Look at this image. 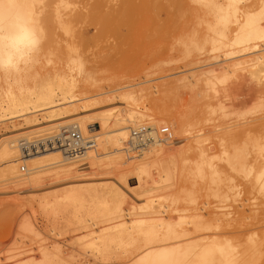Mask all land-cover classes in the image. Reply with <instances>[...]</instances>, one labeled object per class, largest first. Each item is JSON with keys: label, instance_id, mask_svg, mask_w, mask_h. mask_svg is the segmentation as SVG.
Instances as JSON below:
<instances>
[{"label": "bare ground", "instance_id": "bare-ground-1", "mask_svg": "<svg viewBox=\"0 0 264 264\" xmlns=\"http://www.w3.org/2000/svg\"><path fill=\"white\" fill-rule=\"evenodd\" d=\"M107 1L108 0H95L87 11L63 13L62 9L60 10L59 4L65 3L69 5L67 0H57L58 3L52 0L47 3L48 5L44 3L45 5L43 4V6L39 5L42 0H0V5L26 4L38 14V18L45 31L46 41L37 63H42L41 57L45 55V47L49 52L47 62H53L51 56H57L59 63V66H53V69L41 70L39 73H36L32 86L25 82L23 74L20 71L15 73L13 84H10V86L7 85L8 87L6 89L0 88V111L3 112V108H7L5 111L8 113H5V117L10 114L14 116L10 118L11 120L24 118L25 123L29 125L26 129L16 130L19 134L7 135L8 137L5 136L1 139L0 162H3V164H0V181L26 180L28 183L33 184L39 181L43 172L45 173V171L48 172L53 169H58L55 171L54 174L56 176L53 179H75L78 177L77 173L82 170L80 168L84 164L87 165L85 169H90L91 172H94L98 169L100 164L98 158L103 155L98 151V147L102 144L101 140L106 144L111 141L114 142L116 148L112 152H108L109 155H117L120 153L123 150L122 146L124 143L135 150L136 145L131 139V133L129 134L131 130L129 131V129L134 130V128L137 129L141 127V124H139L141 126H137L138 123L144 121L145 117H148V115L145 112H138L130 108L127 110L128 112L125 110L127 112L126 119H123V116L119 115L112 118L104 115L98 117L96 116L98 114H93L95 111L91 108L98 105L100 101L98 102L90 98L78 99L76 91L80 89L79 77H82L85 81H89V79H96L100 73L98 70L85 67L88 61L86 60V62L84 60L85 57L83 58L80 52L81 44L77 45L76 43L77 41L79 43L80 40L81 42L84 41L83 43L87 41L82 37L83 35L79 36V38L82 37L79 40V38H77L79 34H77V36H75V34L77 28L80 29L82 25L90 22L94 25L93 27H97L99 34L108 32H131L136 36H140L150 30L152 23L154 26L157 25V20H160L165 10L169 17L177 15V18H179L188 13L196 19L192 21V24H189L190 26L187 28L184 29V27H181L172 34L178 37L186 35L189 37L191 48L188 46L189 49L185 56L186 59H188V64L195 65L202 63L200 54L197 56V54L193 52L200 47L197 41L201 39H203L204 43H211L213 50H219L224 53L220 56V63L225 66V70L227 69V78L230 75L236 78L235 81H231L230 84L227 83L228 109L234 108L235 105L239 103L248 105L254 101L256 92H262V95L258 98V102H256L252 108L248 109L245 113L239 114L238 120L228 123V125H230V139H228L226 146V141L221 138L223 141L221 144L223 149L219 159L226 163L232 173L238 177H242L245 180V184L253 191L256 190L258 194L260 193L263 198L264 84L260 81L264 79V0H163L162 2L170 1L168 5L166 4L167 6L162 4L161 0H140L139 3L137 0H120L117 7H110ZM149 5L152 6L150 7ZM148 6L153 13L152 15H147V12L144 13ZM171 11H173V13ZM172 26L170 21H166L161 25L158 24L156 29L158 32L171 33L170 28ZM90 27H92V25ZM156 29L153 27L154 31ZM94 30L96 29L94 28ZM65 34L69 35L71 38L66 39L64 37ZM190 34L192 35L189 36ZM76 39L78 40L76 41ZM64 43L66 46L64 45L63 47ZM256 49H260V51L257 52ZM209 53L208 55L212 54V52ZM207 59L213 61V57ZM174 61L175 60L171 58V60H167V64H171ZM93 63L96 67L98 66L97 63ZM94 65H92V67ZM175 69L176 68L173 67H165L163 70L165 72H172ZM140 70H142L146 76H149L148 73L150 71L147 70V68L144 67V69L142 68ZM180 73L183 75L182 72ZM177 74H179V71ZM166 75L167 74L164 76ZM181 75L180 77L178 75V77L175 76V80L172 82L170 81L171 79L167 80L165 78L166 88L168 84L167 81L171 82L168 85L169 87L165 89L168 95L174 93V91H176L175 89L178 88L177 86L180 85L179 87H182L179 83L184 85L183 88L188 87V89H191L200 81V79L194 77V75V78H191L193 81H188L190 78L187 80L186 77H181ZM162 78L164 79V77ZM219 79L220 77L214 76L211 78L212 81L209 78L208 82L213 83L214 80L216 81ZM246 87H249L248 91L245 89ZM124 89L125 88H121L119 91ZM142 92L143 97L145 95V88H142ZM132 94L133 92L128 91V93L124 95L121 94L120 97L127 100L131 98ZM150 98H153L154 103L155 100H157L152 97V95ZM194 101H197L196 98ZM217 103L219 108L223 109L224 106L221 105V101ZM194 104L193 107L195 106ZM155 105L157 109H161L158 104ZM207 109H209L211 113L217 111L211 104H207ZM172 111L173 110H171L170 113ZM38 113H41L40 115H42V118L48 120L45 126L41 125L43 127H39V124H35L36 121H39L37 118ZM221 113H223V111ZM249 113L256 115L247 117ZM96 119L98 122H95ZM171 119H173L172 121H179L176 117ZM184 121L187 122V119ZM1 122L5 121L0 120V123ZM124 122L129 125H124ZM165 122L163 124H165ZM97 125L99 129L96 128ZM166 125H168V123H166ZM173 125L172 127L175 126ZM188 125L190 126V123ZM150 126L152 129L157 130L161 128L158 127L159 125L157 123ZM71 128L78 129L85 138V142L81 147V152L77 155L68 154L70 151L68 152L65 150L63 145H54L45 151L23 155L20 148L22 139L30 141L27 139H30L29 137L31 135H33V140L47 136L48 138L54 139L64 134L65 130ZM51 129L57 130L51 131ZM46 130H50L51 132L45 133L44 131ZM42 131L45 134L39 133ZM34 134H38V136ZM21 135H23V138H21L18 142L19 144L16 145L15 143L18 141L17 139H19L17 137ZM101 137L103 139H101ZM127 137L129 138L127 139ZM93 140H99L101 143L98 144L97 142V145H95V141ZM164 143L168 146L167 142L159 141L157 136L156 142L143 150L147 151L149 148L148 154H152L155 157L158 155L159 151H165L166 153H171V151L174 152L170 149L172 147L165 149L166 147H163ZM197 145H199L198 151L194 155L188 152V158H190L193 173L205 180L212 178V180L219 185V183L222 182V171L218 169L216 162L210 159L205 148L200 144ZM17 149L20 151L19 153ZM125 149L126 152H129L127 148ZM18 154L20 155L18 156ZM117 158L118 157L110 159V161L115 163ZM81 161L86 162L82 165H77V163ZM21 162L28 164L30 167L29 175L35 174V176L32 175L26 179H22L19 175V163ZM150 164L151 162H143L138 166L127 168L122 175V177L125 178L124 184L128 180L129 182L133 181V179H130L131 176L129 178V170H138L140 174L145 173L148 171L147 169ZM133 173H136V171H133ZM229 178L231 180L233 179L232 177ZM137 183L139 184L141 181L137 180ZM113 184L115 185V183ZM113 184H111V186ZM116 186L121 188L120 183L113 187L118 188ZM235 188L238 190L236 184H234L231 190L234 192ZM121 190L122 188L119 192H122ZM117 191H114V194L118 195L117 193L119 192ZM123 195L125 194L123 193ZM125 196L129 198L127 194ZM241 196V191L239 189L234 192L232 196L224 195L221 198L223 202H228L230 199L233 203V205L227 204V206H224L226 210L225 213L220 214L211 212V217L205 218V215L202 216L200 212L192 215L191 220L187 221L185 219H180L178 222L167 221L166 218L159 215L160 213L157 212L158 206L148 205L146 214L157 215L151 220L146 218L127 219L128 217L131 218L130 210L125 209L123 211V208L121 210L118 206V209L111 213V219L113 221L117 220V222L108 226L101 225L99 234L87 241L84 245V249L92 253L94 258L100 259L102 264L110 257L114 256L112 252L117 248L121 249L122 253L125 252L134 255V257L126 262L127 264H158L160 259L159 253L163 249H175L176 251L172 254L171 258L178 261V264H264V212L261 213L259 211L261 208L260 205H250L246 200L242 202V200H240ZM89 197L90 198H88V200L86 198L84 202L78 196L70 194L67 196L66 201L57 202V204H51L50 201H45L43 199V201L40 202V206L43 212L46 213L45 218L47 224L54 225L55 227H59V225L66 226V228L69 226L71 227L73 224L83 226L87 222H92L97 225L101 224L106 214L100 209V203L97 201L98 199L96 200V197L93 196ZM138 199L140 200L139 197L137 200ZM58 200L61 199L59 198ZM79 201H81V204ZM72 209L73 211L71 212ZM226 216L227 218H225ZM216 230L223 231L217 232ZM36 233L42 243L40 245L41 247L39 246L40 251H42V253L48 252L49 249L45 243L46 240L42 236L44 233L38 229H36ZM39 247L37 248L39 249ZM44 256H48L47 253ZM39 260L40 259L37 261L39 262ZM22 264L53 263L47 260H42V262L39 263L35 261L27 262L25 260Z\"/></svg>", "mask_w": 264, "mask_h": 264}, {"label": "rangeland", "instance_id": "rangeland-1", "mask_svg": "<svg viewBox=\"0 0 264 264\" xmlns=\"http://www.w3.org/2000/svg\"><path fill=\"white\" fill-rule=\"evenodd\" d=\"M51 1L42 0L39 5L43 6L44 3L47 4ZM67 1L69 2V5H66L65 3H61L62 5L59 4L60 10L62 9L63 13L87 11L95 0ZM162 1L163 0H161V2ZM56 2L57 0H55V3ZM107 2L110 7H117L120 0H110V2L108 0ZM137 2L139 3L140 0H137ZM169 3L170 1L162 2L165 6ZM149 6L151 7L152 5ZM149 6L144 13L147 12V15H152L153 13L150 11ZM171 12L173 13V11ZM172 17H169L168 13L164 10L160 20H157L156 22L157 25L154 26L152 23L150 30L140 36H136L131 32H108L99 34L97 27H93L94 25L90 22L82 25L80 29L77 28L75 36L79 34L77 37L79 38V36L83 35L82 37L87 41L85 43H83L84 41L81 42L80 38L82 37H80L78 43V39H76V44H81V47H79L83 58L85 57L84 60L88 61H86L87 63L85 67L88 69L93 68L100 73L96 79H89V81H85L82 77H79L80 89L76 91L78 99L90 98L92 100H97L98 102L100 101L98 105L91 108L95 111L93 114H98L96 115L98 117L104 115L112 118L119 115L123 116V119H126L127 110L133 108L138 112H145L148 115V117L146 116L147 118L145 117L144 121L138 123L137 126H145L146 124L147 127H151L150 125L155 123L159 125V128L167 126L170 128L171 126V130L174 134V141H171V143L167 142L168 146L164 143L163 147H166L165 149L172 147L170 149L174 152L171 151V153H166L165 151H159L158 155L155 157L152 154H148L149 148L147 151L141 150V152H137L136 150L131 149L128 144L126 145V143H124L122 146L123 150L120 153L117 155H109L108 152L110 153L116 148L114 142L111 141L106 144L101 140L102 144L98 147V151L103 155L98 158L100 164L98 169L94 172H91L90 169H85L87 167V165L84 164L86 161H81L77 163V165H84L81 166L80 169L82 170L77 173L78 177L75 179L73 178L74 180L53 179L56 176L54 174L55 171L58 170L53 169L48 172L45 171V173L43 172L39 181L34 182L33 184L28 183L26 180L0 181V264H22L25 260L27 262L35 261L37 263L42 262V260H47L51 261L53 264H102L100 259L94 258L92 253L84 249V245L87 241L99 234L101 225L108 226L117 222V220L113 221L111 219V213L116 211L118 206L121 210L123 208V211L125 209L130 210L131 218L128 217L127 219H154L157 215L146 214L148 205L158 206L157 212L160 213L159 215L166 218L167 221L178 222L180 219L188 221L192 219V215L200 212L202 216L205 215V218H210L211 212L220 214L225 213L226 210L224 209V206H227V204L233 205V203L230 199L228 200L229 203L227 201L223 202L221 198L224 195L232 196L234 192L240 189L242 195L240 200H242V202L246 200L250 205H260L261 210L259 209V211L261 213L264 212V195L262 198L260 193L258 194L256 190L253 191L245 184V180L242 177H238L232 173L226 163L219 159L223 149V146L221 145L223 141L221 138L226 141V146L228 139H230V125H228V123L238 120L239 114L245 113L248 109L252 108L256 102H258V98L262 95V92H256L254 101L250 104L245 105L239 103L235 105L234 108L228 109L227 85L230 84L231 81H235L236 78L232 77V75L227 78V69L225 70V66L220 63V56L224 53L219 50H213L211 43L207 44L204 43L203 39H199L200 41H197V43L200 47L193 52H195L197 56L200 54L202 63L195 65L188 64V59H186L185 56L189 47L191 48L189 37H187V35L178 37L172 34L181 27H184V29L187 28L192 24V21H195L196 19L188 13L179 18H177V15H173ZM166 21H170L173 25L170 28L171 33H162V31L158 32L156 29L158 24L161 25ZM90 24L92 27H90ZM153 27L157 31H154ZM94 28L97 31L94 30ZM191 35L192 34L189 36ZM64 37L66 39L71 38L66 34ZM64 45L66 46L65 43L63 44V47ZM44 51L45 55H42L41 57L42 63H35L32 66L22 69L23 71L21 70L25 82L30 86L34 84L36 73H39L41 70L45 71L46 69H53V66L56 65L59 66L57 56H51L53 62L48 63L47 59L49 57V52L46 50V47ZM209 51L210 53L212 52L211 55H208ZM209 57H213V61L207 59ZM171 58L175 61L171 64H167V60H171ZM93 62H95V64L97 63L98 66L96 67ZM92 65L94 66L92 67ZM144 67L152 74L149 72V76H146V74L140 70L142 68L144 69ZM165 67H173L176 69L172 72H165L163 70ZM178 71L179 74H177ZM180 72H182L183 75H181ZM165 74L167 75L164 76ZM15 75V73L8 76L0 74V88L6 89L8 87L7 85L10 86V84H13ZM177 75L179 77L180 75L181 77H186L187 80L196 77L200 79V81L191 89H188V87L183 88L184 85L179 83L182 87L180 88V85L177 86L178 88L176 87V91L168 95V93L165 92V89H167L169 87L168 85L175 80V76L178 77ZM161 76L164 77V79ZM214 76H217L218 78L220 77V79L216 81L214 80L215 82L213 81V83H209L208 79L210 78L211 80ZM165 78L167 80L171 79V82L167 81V88ZM190 79L188 81H193V79ZM121 88L125 89L119 91ZM142 88H145V95L143 97ZM245 89L248 91L249 87H246ZM128 91L133 92L130 99L125 100L120 97L121 94L124 95L128 93ZM151 95L157 99L155 100V103L153 98H150ZM192 97L194 99L196 98L197 101L195 102ZM218 101H221V105L224 106L223 109L219 108ZM155 104H158L161 109H157ZM193 104L195 105L194 107ZM207 104L213 105L217 111L211 113L209 109H207ZM167 108L171 109L168 110ZM3 109V112L0 111V120L5 122L0 123V142L5 136L8 137L9 135L11 136V134L14 135L16 133L19 134L16 130H23L26 129V127H29V125L25 123L24 118L11 120L10 118H13L14 116L10 114L5 117V113L8 112L5 111L7 108ZM171 110L173 111L170 113ZM222 111L223 113H221ZM40 114L41 113L37 114L39 121H36L35 124H39V127H43L41 125L45 126V123L47 124L46 121L48 120L42 118V115ZM254 115L249 113L247 117ZM173 117H176L179 121H172L173 119L171 118ZM186 119L187 122L184 121ZM95 122H98V120L96 119ZM164 122L165 124H163ZM166 123H168V125H166ZM189 123L190 126L188 125ZM123 124L129 125L126 122ZM171 124H174L177 127L174 125V127H172ZM96 128L99 129L98 125ZM53 130L56 131L57 129H51V131ZM130 130L132 131L133 129H129V131ZM51 131L46 130L44 132ZM44 132L42 131L39 133L42 134ZM38 134L34 135L38 136ZM22 136L23 135L17 137L19 139H17L18 141L15 143L16 145L19 144L18 142L23 138ZM29 138L30 139L27 140H33V135ZM128 138L129 137H127V139ZM101 139L103 138L101 137ZM23 140L24 139H22V141ZM93 141H95V145H97V142L98 144L101 143L99 140ZM197 144H200L205 148L210 159L215 161L218 169L222 171V182L219 183V185L215 183L212 178L205 180L193 173L191 169L192 164L190 158H188V152H191L194 155L198 151L199 145ZM124 147L127 148L129 152H126ZM17 152L19 153L20 151L18 150ZM19 155L20 154H18V156ZM115 157H118L117 160H115V163L110 161V159H114ZM143 162H151L149 168L147 167L148 171L141 173V175L138 170H129V178L131 176L130 179H133V181L129 182L128 180L124 184L127 189L131 190L133 195H127L129 196L128 198L125 196L126 193L121 186L122 192H119L121 188L118 186H116L118 188L113 187L121 181L124 183L125 178L122 177V175L127 168L138 166ZM0 164H3V162H0ZM19 166V175L22 179H26L32 175L35 176V174L29 175L30 167L28 164L21 162L19 163ZM21 166L26 167V173L20 170ZM118 170L122 172H119ZM132 170L134 172L136 171V173H133ZM228 176L233 179L231 180ZM136 178L138 181L140 180L141 183L138 184ZM113 183H115V185ZM111 184L113 185L111 186ZM234 184L237 185L238 190L235 188L233 192L231 188H233ZM112 189L114 191L118 190L117 192L119 193L117 194L119 196L114 194L115 192ZM123 193L125 195H123ZM70 194L78 196L84 202L86 201V198L87 200L90 198L89 196L96 197V200L98 199L97 201L100 203V209L106 214L104 221L99 225L93 224L92 222H87L83 226L73 224L71 225L73 228L70 226L66 228V226L61 225L55 227L54 225L47 224L45 218L46 213L43 212L40 202L44 199L45 201H50L51 204H57V202L66 201L67 196ZM138 197L141 201L139 199L137 200ZM59 198L61 200H58ZM115 200L117 201V204ZM79 203L81 204V201H79ZM72 211L73 209L71 212ZM225 218H227V216ZM36 229L44 233L42 236L46 240L45 243L48 246V252L42 253V251H40V245L42 243L37 236ZM216 231L222 232L223 230ZM37 247H39V249ZM46 253L48 256H44ZM112 253L114 256L108 259L111 264H127L126 262L134 257V255H131L130 253H122V250L118 248L114 249ZM38 259H40L39 262L37 261ZM103 264H105V262Z\"/></svg>", "mask_w": 264, "mask_h": 264}, {"label": "clouds", "instance_id": "clouds-1", "mask_svg": "<svg viewBox=\"0 0 264 264\" xmlns=\"http://www.w3.org/2000/svg\"><path fill=\"white\" fill-rule=\"evenodd\" d=\"M46 35L38 14L26 4L0 5V74L37 63Z\"/></svg>", "mask_w": 264, "mask_h": 264}, {"label": "built area", "instance_id": "built-area-1", "mask_svg": "<svg viewBox=\"0 0 264 264\" xmlns=\"http://www.w3.org/2000/svg\"><path fill=\"white\" fill-rule=\"evenodd\" d=\"M157 136L159 141H174V134L169 127H162L157 130L152 129V127L141 126L131 131V139L136 145L135 150L137 152H141V150L154 144L157 140ZM84 142L85 138L82 133L76 128H71L65 130L64 134L57 136L54 139L48 138L47 136L36 140H23L20 142V148L23 155H25L45 151L47 149H50L54 145H63V148H65V150H67L68 152L70 151L68 154L77 155L79 152H81V147ZM21 171L25 172L26 167L22 166Z\"/></svg>", "mask_w": 264, "mask_h": 264}, {"label": "snow or ice", "instance_id": "snow-or-ice-1", "mask_svg": "<svg viewBox=\"0 0 264 264\" xmlns=\"http://www.w3.org/2000/svg\"><path fill=\"white\" fill-rule=\"evenodd\" d=\"M257 52L260 51V49H256ZM262 84H264V79H261L260 81ZM167 130V129H165ZM121 183V187L124 189L125 193L127 195H133V193L131 192V190L127 189L126 186L124 185L123 181L120 182ZM175 249L169 250V249H163L161 250V252L159 253V262L158 264H178V261L172 259V254L175 252ZM105 264H111L110 261L106 260Z\"/></svg>", "mask_w": 264, "mask_h": 264}]
</instances>
